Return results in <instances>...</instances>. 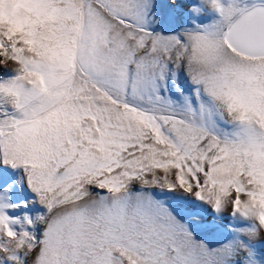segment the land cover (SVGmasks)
<instances>
[{"label":"snow or ice","instance_id":"1","mask_svg":"<svg viewBox=\"0 0 264 264\" xmlns=\"http://www.w3.org/2000/svg\"><path fill=\"white\" fill-rule=\"evenodd\" d=\"M0 264H264V0H0Z\"/></svg>","mask_w":264,"mask_h":264}]
</instances>
